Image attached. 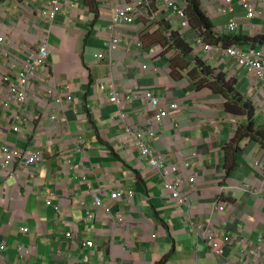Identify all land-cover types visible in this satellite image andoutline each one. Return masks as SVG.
Wrapping results in <instances>:
<instances>
[{
	"label": "crops",
	"instance_id": "0c3cea01",
	"mask_svg": "<svg viewBox=\"0 0 264 264\" xmlns=\"http://www.w3.org/2000/svg\"><path fill=\"white\" fill-rule=\"evenodd\" d=\"M124 1L60 0L62 9L50 20L41 13L50 0H0L3 70L9 71L6 53L24 56L48 37L56 93L63 99L54 108L58 129L48 118L51 103L45 94L27 104L31 126L15 132L0 118V142L27 146L43 156L30 172L19 168L17 177L0 172V264H221L205 241L190 232L187 218L208 219L222 228L226 242L264 234V145L235 136L250 121L264 125V85L223 54L197 64L189 54L172 52L165 22L155 33L146 32L141 20L113 31L112 13ZM254 23L256 36H264L262 20ZM113 35L119 42L111 49ZM158 45L168 46L167 51ZM201 63L231 80L227 95L217 85L198 87L194 68ZM103 81L114 83L121 94L148 88L179 103L150 145L167 162L197 152L187 204L166 198L158 172L123 134L126 125L141 127L150 111L132 101L122 108L124 118L116 115L108 90L99 88ZM34 137L38 144L29 145ZM78 143L79 150L74 148ZM224 184L239 187L220 193ZM114 190L122 196L111 198ZM95 193L103 206L94 205ZM22 226L29 231L22 232ZM87 240L94 245L87 246ZM19 246L32 247L31 254L22 258ZM241 247L233 242L226 248L227 259L236 258Z\"/></svg>",
	"mask_w": 264,
	"mask_h": 264
},
{
	"label": "built area",
	"instance_id": "2783aa9c",
	"mask_svg": "<svg viewBox=\"0 0 264 264\" xmlns=\"http://www.w3.org/2000/svg\"><path fill=\"white\" fill-rule=\"evenodd\" d=\"M201 7L206 16L212 22V32L217 36L222 35H259L258 26L254 23L255 19H261L264 26V0H200ZM188 0H126L118 5L112 13L111 29L116 30L118 25L132 24L137 20L144 23L145 31L150 33L157 32L162 23L168 24L167 32H164L165 41L171 45V51L185 52L173 40L172 35L180 36L183 44L189 46V54L197 64L202 61L209 64L215 60L216 54H223L225 58L235 62L236 67L245 70L252 75L258 83L264 85V47L250 45L247 48L240 43L225 44L223 39L212 42L203 33L202 29L195 27L188 13ZM62 9L60 0H50L49 5L41 10V13L54 20ZM227 16L225 21H215L216 17ZM240 19L243 23L240 22ZM3 37L0 36V42ZM119 39L117 35L110 38L109 48L117 47ZM167 43V45H168ZM159 50L166 52L168 46L158 45ZM26 55L6 53L8 56L6 63L9 71L3 70L0 62V118L6 121L12 130L19 132L23 126L32 125L31 107L27 104L33 101L39 94H45L51 103V114L49 120L53 127L58 129L59 115L54 108L62 105V97L58 90L57 81L49 62L50 45L48 37L42 39L37 49H26ZM99 58L104 57L101 52ZM201 63V64H204ZM144 65L143 68H146ZM200 67V65H199ZM210 75L213 79L218 73ZM101 90H108V101L117 106L116 115L125 117L122 108L132 101H141L145 109L151 113V117L145 121L141 127L126 125L123 127L125 138L132 141L138 149L141 157L149 160L162 178L163 189L167 199L173 200L178 206H183L189 202V185L195 182L196 176L193 169V158L197 152L193 151L189 157H183L179 162H167L164 155L154 152L150 143L156 139L157 128L163 123L165 118L177 113L180 105L177 101H165L156 94L153 89H139L127 94L117 91L115 84L103 81L100 83ZM70 101L73 99L71 94L67 95ZM38 140L34 137L29 145H37ZM28 145V146H29ZM79 150V143L74 147ZM42 154L36 149L28 147H18L6 141L0 142V172L8 170L11 177H17L19 168L30 172L36 167V163L42 160ZM263 162L256 161V165L261 167ZM239 185L228 184L219 187L220 193L225 189L238 190ZM130 197L133 193L128 194ZM121 191H112L110 197L120 198ZM48 205L52 204L51 198L46 200ZM94 205L103 206L102 198L98 193L94 194ZM59 211V206L55 205ZM119 221L124 216L117 214ZM188 219V226L197 238H202L210 253L221 264H264V234H260L257 240L247 237H233L225 241L222 228L211 224L203 219ZM22 232L29 231V227H20ZM71 237L72 233L67 232ZM156 234H153L155 237ZM233 242H238L242 247L238 250V256L232 260L227 259L226 248L231 249ZM87 246L92 247L94 242L87 240ZM3 248V246H1ZM32 247L19 246V254L26 258L31 254ZM124 264V263H121Z\"/></svg>",
	"mask_w": 264,
	"mask_h": 264
},
{
	"label": "trees",
	"instance_id": "16d2710c",
	"mask_svg": "<svg viewBox=\"0 0 264 264\" xmlns=\"http://www.w3.org/2000/svg\"><path fill=\"white\" fill-rule=\"evenodd\" d=\"M188 13L191 18V22L195 27H199L202 29L203 33L206 35V37L212 41H218L220 39H223L225 44H233V43H240L241 45L246 44L247 42H250L255 45V43L258 41L259 43H264V36H253L248 37L247 35H222L217 36L215 35L211 27L213 26L212 20L205 15V13L202 10L200 0H188ZM173 40L176 42V44L181 47V49L188 53L189 46L187 44H183V40L180 36H177L175 34L172 35ZM245 47V45H244ZM247 48V47H245ZM195 72L194 75L196 77H200L199 86H211L214 85L219 86V92L221 94L227 95L228 91L231 90L230 83L231 80L227 79L225 74L222 72H219L215 75L213 79L210 78V75H213L214 69L208 65L201 64L199 68H194ZM236 138H246L249 137L251 139H255L262 143L264 145V125H260L259 127H255L252 121H250L246 126L241 125L238 127L236 131Z\"/></svg>",
	"mask_w": 264,
	"mask_h": 264
},
{
	"label": "rangeland",
	"instance_id": "374dc122",
	"mask_svg": "<svg viewBox=\"0 0 264 264\" xmlns=\"http://www.w3.org/2000/svg\"><path fill=\"white\" fill-rule=\"evenodd\" d=\"M250 35H251V34H250ZM250 35H249L248 37H253L252 35H251V36H250Z\"/></svg>",
	"mask_w": 264,
	"mask_h": 264
}]
</instances>
